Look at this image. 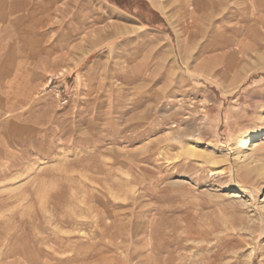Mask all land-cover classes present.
Instances as JSON below:
<instances>
[{
    "label": "rangeland",
    "instance_id": "obj_1",
    "mask_svg": "<svg viewBox=\"0 0 264 264\" xmlns=\"http://www.w3.org/2000/svg\"><path fill=\"white\" fill-rule=\"evenodd\" d=\"M213 260L264 264V0H0V264Z\"/></svg>",
    "mask_w": 264,
    "mask_h": 264
},
{
    "label": "bare ground",
    "instance_id": "obj_2",
    "mask_svg": "<svg viewBox=\"0 0 264 264\" xmlns=\"http://www.w3.org/2000/svg\"><path fill=\"white\" fill-rule=\"evenodd\" d=\"M187 149H188L189 153L192 154V155H194V156H199V157H203V156H204L203 153L200 152V151L197 149L196 146H194V144H191V145L189 144V146L187 147ZM211 264H215V263H214V260L212 261Z\"/></svg>",
    "mask_w": 264,
    "mask_h": 264
}]
</instances>
